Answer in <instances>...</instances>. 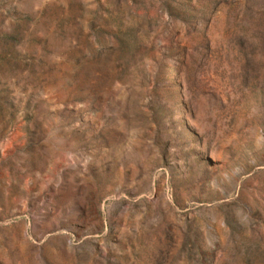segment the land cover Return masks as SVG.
Segmentation results:
<instances>
[{"label":"rangeland","instance_id":"obj_1","mask_svg":"<svg viewBox=\"0 0 264 264\" xmlns=\"http://www.w3.org/2000/svg\"><path fill=\"white\" fill-rule=\"evenodd\" d=\"M0 264H264V0H0Z\"/></svg>","mask_w":264,"mask_h":264}]
</instances>
